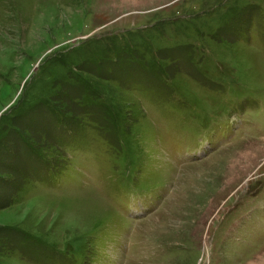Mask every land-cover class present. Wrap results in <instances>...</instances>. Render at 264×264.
<instances>
[{
    "label": "rangeland",
    "instance_id": "rangeland-1",
    "mask_svg": "<svg viewBox=\"0 0 264 264\" xmlns=\"http://www.w3.org/2000/svg\"><path fill=\"white\" fill-rule=\"evenodd\" d=\"M0 264H264V0H0Z\"/></svg>",
    "mask_w": 264,
    "mask_h": 264
},
{
    "label": "bare ground",
    "instance_id": "bare-ground-1",
    "mask_svg": "<svg viewBox=\"0 0 264 264\" xmlns=\"http://www.w3.org/2000/svg\"><path fill=\"white\" fill-rule=\"evenodd\" d=\"M140 217V216H139ZM253 263H255V262H253Z\"/></svg>",
    "mask_w": 264,
    "mask_h": 264
}]
</instances>
